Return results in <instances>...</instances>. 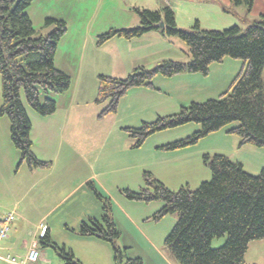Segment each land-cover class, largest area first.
<instances>
[{
    "label": "trees",
    "instance_id": "1",
    "mask_svg": "<svg viewBox=\"0 0 264 264\" xmlns=\"http://www.w3.org/2000/svg\"><path fill=\"white\" fill-rule=\"evenodd\" d=\"M33 1L0 0V115L9 121L11 140L20 153V162L31 169H44L50 167V162L39 160L32 151L31 122L24 103L39 116L52 115L57 105L51 95L65 93L71 79L55 66L57 46L67 31L66 24L63 20L46 18L45 25H54V29L45 36L37 35L26 13ZM253 1L231 0L250 6ZM137 13L138 26L109 29L97 36V45L113 37L130 40L154 30L180 40L187 47L190 59L188 62L165 60L152 69L139 66L124 78L99 75L94 99V103L102 107L98 117L116 113L121 98L131 88H153L152 80L157 76L171 77L184 72L206 75L211 63L228 57L242 60L245 65L218 98L191 102L172 115L158 116L152 122L123 130L135 140L134 148L140 147L155 132L187 123H195L199 129L160 148L177 150L192 146L225 127L228 134L239 139V147L264 148V16L245 30L236 25L222 30H201L196 21L193 31H185L176 27L175 14L170 7L161 11L141 9ZM160 21L164 23L163 28L157 27ZM41 94L45 96L42 102ZM203 162L211 171V179L201 182L194 190L186 186L169 190L145 172V188L121 192L130 200L162 201L155 219L177 214L164 240V247L177 264H249L245 254L250 243L264 239V169L256 175L250 174L240 163L223 154L211 157L206 154ZM88 185L101 200L103 213L99 219L82 222L78 233L108 242L117 260L120 248L115 241L120 234L109 215L110 204L91 182ZM224 236L226 240L221 247H211L213 239ZM38 239L39 244L51 247L65 264H82L69 248L53 242L47 228ZM124 264L142 262L140 258H130Z\"/></svg>",
    "mask_w": 264,
    "mask_h": 264
},
{
    "label": "rangeland",
    "instance_id": "2",
    "mask_svg": "<svg viewBox=\"0 0 264 264\" xmlns=\"http://www.w3.org/2000/svg\"><path fill=\"white\" fill-rule=\"evenodd\" d=\"M170 5L165 0H35L26 13L37 35L45 36L54 29V25H45L46 18L65 22L67 31L57 46L58 51L55 56L57 66L71 71V73L75 72L78 62L82 60L83 63L89 60L95 62L93 61V52L100 54L97 58L98 62L107 61L106 56L102 54V49L94 51L93 47L88 44H86V49H83L84 42L91 43L96 35L108 32L111 28L138 26L140 16L137 10L161 11L164 7H175L176 27L185 31H193L196 21H198L201 30H222L234 25L245 30L248 26L258 22L261 16H264V0H254L252 6L246 3L235 4L231 0H209L207 2L177 0V4ZM174 40L179 45L172 46L171 51H166L161 60H155L158 58V55L155 54L145 57L146 62L136 66L152 69L165 60L176 59L174 61L188 62L190 56L187 47L177 38ZM133 59L130 57V61H125L128 70L117 78H124L136 67L131 68L128 65ZM135 61L143 62L138 58ZM242 62V60L227 57L221 62L211 63L206 75L179 73V79L170 81L167 85L164 83L167 81H162V77H157L169 94L167 99L156 101L158 105L164 103L160 112L176 113L181 107L189 106L191 102H204L208 99L218 98L237 76ZM117 73H119L118 68ZM262 79L264 80V67ZM56 96L51 95L53 99ZM44 97V94L40 95L41 102ZM169 102H172V108ZM24 107L29 120L34 116L42 118L26 103H24ZM154 107L157 108V105ZM59 115L60 112L55 117L56 121H59ZM35 125H37L36 129L40 130V124L35 121ZM197 126L195 123H189L153 133L144 140L140 147H133L134 160H130L132 166L123 171H107L104 176L95 178L96 191L107 198L110 204L109 215L120 234L115 241L116 246L120 248L119 260H115L113 248L108 242L94 236H81L78 233L82 221L87 222L88 216L95 215V211L101 213L102 208L101 200L87 184L89 181L78 185V177L81 179L87 173H91L87 172L88 166L82 163L81 159H77L66 144L45 141L44 144L41 142L35 144L36 154L39 157L55 160L57 167L64 165L63 160H70L68 167L72 166L76 176L67 186L58 178L57 172L52 173L49 177L43 176L47 171H39L40 175L30 173L25 162L20 164V153L12 143L7 117L0 115V219L13 212L14 204L18 202L27 217L28 225L26 227L31 232L35 231L38 238L37 226L42 222L39 219L56 205L51 210L49 219L55 225L50 234L52 240L58 245H63L65 242L66 247L69 246L68 248L83 264H124L130 258H140L142 264H177L164 247V240L175 224L178 218L177 214H167L155 219L154 216L163 205L162 201L152 200L146 203L130 200L121 191L123 189L139 191L141 188H145L147 186L143 176L145 172L150 173L154 179L172 191L178 190L181 186L194 190L201 182L209 181L211 171L203 162L204 155L208 154L210 157L215 154H223L227 157L232 155V151L225 143L215 141L212 144V140L223 138L221 135H210L195 145L177 150H162L160 148L162 145L190 136L196 131ZM210 134H214V132ZM48 136L46 135L47 139ZM127 136L129 137L128 134ZM234 138L237 139L236 136ZM128 139L132 144L135 142L130 137ZM252 153L256 155L239 152L236 157L239 160H257L264 164V148L255 149ZM111 166L112 164L102 166V169L108 170ZM96 167L94 165V168ZM55 178L57 181H54ZM97 184H100L108 195L102 193ZM47 187H52V190L45 193L44 188ZM74 187H76L75 190L69 194V191ZM150 190L153 192L152 188ZM96 215L98 216V214ZM17 220L18 218L15 216L12 225L10 224L11 231ZM42 223L45 225V222ZM65 225L69 228L66 229ZM73 227L75 230L71 231L70 228ZM37 240L38 249L43 250L45 247L39 244V239ZM225 240V236L215 238L211 241V247H221ZM16 244L18 249L24 251L25 254L27 246H24L21 241ZM257 245L260 246L257 247ZM48 249L50 254L56 256L51 247ZM246 258L249 261H254L255 264H264V239L250 243ZM61 261L59 257L54 260V262Z\"/></svg>",
    "mask_w": 264,
    "mask_h": 264
},
{
    "label": "crops",
    "instance_id": "3",
    "mask_svg": "<svg viewBox=\"0 0 264 264\" xmlns=\"http://www.w3.org/2000/svg\"><path fill=\"white\" fill-rule=\"evenodd\" d=\"M165 1L167 4H171L170 6H172L173 3L177 4V0ZM201 1L207 2L209 0ZM170 8L174 11L175 7ZM96 39L97 35L91 40V43L84 42L82 48L86 49V44H88V46L93 47L92 49H94V51L102 49V54L106 56L107 61L98 62L97 58L100 54L93 52V61L95 62L89 60L88 62L83 63L82 60L78 62L75 72L71 73V71H66L62 67L57 66L55 56V65L57 66L56 68L65 71L70 76V87L65 93L55 97L56 100H54L57 102V107L52 115L48 117H42L41 119L37 116L32 117V119L30 118V138L33 144V152L39 160L50 162V167L43 170V168L31 169L27 166L28 171L34 175H40L39 171H47L45 174H43V176L49 177L52 173L57 172L58 178L65 182L68 186V184H70V182H72L76 176V174L73 173L72 166L71 168L68 167L70 165V160H63L64 165L57 167V162L55 160L47 159V157H39L34 151L35 144H37V142H41L42 144H44L45 141L49 143L57 142L58 144L64 143L73 151L77 159H81L80 161L88 166L87 172H91L90 174L87 173V175L81 179L78 177V185L91 181L92 186L95 189L96 184L94 181L96 177L104 176L107 171H123L129 166H132L130 160H134L133 144L128 139L129 137L123 129L137 127L144 121L152 122L158 116L164 115L166 112H160L164 107V103L158 105L156 101L160 99H167V95H169L168 91L164 89L161 80L157 78L162 76H157L152 80L153 88L141 86L129 89V91H127V93L120 100L118 112L99 118L98 114L100 113L102 107L94 103L97 92L98 76L105 75L116 78L120 77L128 70L125 66V61H130V57L134 58L133 61L128 64L132 68L136 65L145 63V57L153 56L155 54L158 55V58L155 60H161L162 55H164L166 51H171L172 46L179 45L177 42H175L174 38H168L154 30L130 40L121 37H113L100 46L96 45ZM124 56L126 57L124 58ZM81 57L83 56L81 55ZM137 58L138 60H143V62H134V60ZM244 65V62H242L239 73L244 69ZM137 67L139 66H136L135 68ZM117 68L119 73H117ZM124 68L126 69L123 70ZM179 77V74L167 78L162 77V81H167L164 82L166 83L165 85H167V83L170 81L178 80ZM154 105H157V108L154 107ZM169 105L172 108V102H169ZM59 112V121H56L55 117ZM172 114L174 113L169 112L164 116ZM35 121L40 124V130L36 129L37 125H35ZM197 127L198 128L195 129L196 131L199 129V125ZM227 129L228 127H226L225 130L221 129L214 132V134H209L206 137H209L210 135H221L223 138H216V140H212V144L215 141L225 143L229 150L232 151V155L229 157L230 160L240 163L246 172L253 175L258 174L259 171L264 168V164L257 162V160H239V158L236 157L237 153L239 152H244L249 155H256L252 152L258 148L253 146L250 147L249 145L239 147V139H235V135L232 136L231 134H228ZM49 134L50 136H48ZM46 135L48 136V139ZM110 164H112V166L108 170L102 169V166ZM94 165L97 167L94 168ZM67 171H69V173H67ZM54 181H57L56 178ZM97 185L101 189L102 193L108 195V193L100 184ZM75 188L76 187L71 189L69 194L72 193ZM44 190L45 193H48L52 190V187L44 188ZM14 206L16 211L13 209V212L18 220L15 222V225H13L12 231L10 229L11 232L9 231V236L7 235L5 239L0 241V264H11L6 261L7 256L14 257L19 261H25L26 253L32 245H35L38 249L37 239L40 236L39 229L37 238L35 231L31 232L30 229L26 227L28 222L24 210L20 208L18 202H16ZM55 206L53 208H55ZM52 209L47 211L46 214L39 219L40 221L45 222V226L49 235L53 231V226H55L53 221H49L50 212ZM102 213L103 211L101 208V213L95 211V215H90L87 219H99ZM96 214H98V216ZM4 218L0 219V225ZM65 227L66 229L69 228L67 225H65ZM70 230L74 231L75 228H70ZM19 241H21L24 246H27L25 254L24 251H20L18 249L16 243ZM63 245L66 247L65 242ZM259 246L260 245H257V247ZM68 247L69 246L66 248ZM39 252L40 257L36 262L25 261L24 264H65L64 260L60 258L55 251L54 252L56 256L50 254L48 247L43 248V250H39ZM73 255L76 256L75 254ZM57 257H59L62 261L54 262L55 259L57 260ZM76 258L81 262L77 256ZM245 261L249 264H255L254 261H249L246 258V254Z\"/></svg>",
    "mask_w": 264,
    "mask_h": 264
},
{
    "label": "built area",
    "instance_id": "4",
    "mask_svg": "<svg viewBox=\"0 0 264 264\" xmlns=\"http://www.w3.org/2000/svg\"><path fill=\"white\" fill-rule=\"evenodd\" d=\"M15 220L14 212L8 213L7 216L3 219L0 225V241L5 239L10 231V224ZM38 229L40 231V235L42 236L44 231L46 230V226L43 223L38 225ZM40 253L35 245H32L25 256V261L35 262L39 259ZM6 261L11 264H24V260H17L14 257L7 256Z\"/></svg>",
    "mask_w": 264,
    "mask_h": 264
},
{
    "label": "water",
    "instance_id": "5",
    "mask_svg": "<svg viewBox=\"0 0 264 264\" xmlns=\"http://www.w3.org/2000/svg\"><path fill=\"white\" fill-rule=\"evenodd\" d=\"M157 27L163 28V27H164V23H163V21H160V22L157 24Z\"/></svg>",
    "mask_w": 264,
    "mask_h": 264
}]
</instances>
